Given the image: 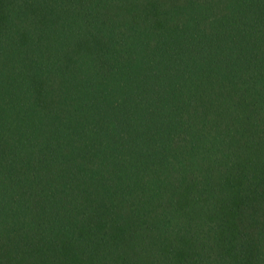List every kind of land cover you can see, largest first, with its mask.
<instances>
[{"label":"trees","instance_id":"obj_1","mask_svg":"<svg viewBox=\"0 0 264 264\" xmlns=\"http://www.w3.org/2000/svg\"><path fill=\"white\" fill-rule=\"evenodd\" d=\"M0 264H264V0H0Z\"/></svg>","mask_w":264,"mask_h":264}]
</instances>
